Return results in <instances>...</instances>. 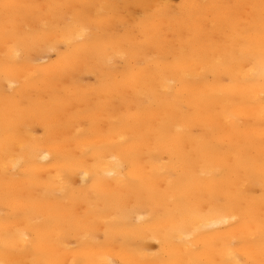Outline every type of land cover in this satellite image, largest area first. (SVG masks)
Returning <instances> with one entry per match:
<instances>
[{"label": "bare ground", "instance_id": "1", "mask_svg": "<svg viewBox=\"0 0 264 264\" xmlns=\"http://www.w3.org/2000/svg\"><path fill=\"white\" fill-rule=\"evenodd\" d=\"M0 3V264L264 262V0Z\"/></svg>", "mask_w": 264, "mask_h": 264}, {"label": "snow or ice", "instance_id": "2", "mask_svg": "<svg viewBox=\"0 0 264 264\" xmlns=\"http://www.w3.org/2000/svg\"><path fill=\"white\" fill-rule=\"evenodd\" d=\"M19 7L18 5H12L9 3H0V8L3 9L5 15L7 16V14L9 13V11L13 8ZM15 167V165H14ZM233 247L234 244L225 242V244L223 245V249L226 250L227 253V258L221 261V264H245L244 261L238 259L236 257V255L233 253ZM262 264H264V262H262Z\"/></svg>", "mask_w": 264, "mask_h": 264}, {"label": "rangeland", "instance_id": "3", "mask_svg": "<svg viewBox=\"0 0 264 264\" xmlns=\"http://www.w3.org/2000/svg\"><path fill=\"white\" fill-rule=\"evenodd\" d=\"M173 1H175V0H173Z\"/></svg>", "mask_w": 264, "mask_h": 264}]
</instances>
